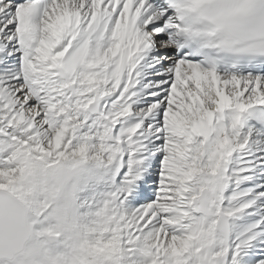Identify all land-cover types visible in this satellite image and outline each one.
Returning a JSON list of instances; mask_svg holds the SVG:
<instances>
[{
  "label": "snow or ice",
  "instance_id": "6c2138e0",
  "mask_svg": "<svg viewBox=\"0 0 264 264\" xmlns=\"http://www.w3.org/2000/svg\"><path fill=\"white\" fill-rule=\"evenodd\" d=\"M253 18L264 0H0V264H264V63L204 54Z\"/></svg>",
  "mask_w": 264,
  "mask_h": 264
},
{
  "label": "clouds",
  "instance_id": "9594fccd",
  "mask_svg": "<svg viewBox=\"0 0 264 264\" xmlns=\"http://www.w3.org/2000/svg\"><path fill=\"white\" fill-rule=\"evenodd\" d=\"M262 23L264 21L256 18L250 19L239 33L231 37V48L215 51L230 55L234 62L247 59H264V36L257 34V30ZM13 243L14 237L6 232L3 236H0V251L7 253ZM13 253L16 264H31L32 257L26 247L17 244L13 248Z\"/></svg>",
  "mask_w": 264,
  "mask_h": 264
}]
</instances>
